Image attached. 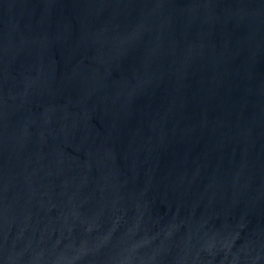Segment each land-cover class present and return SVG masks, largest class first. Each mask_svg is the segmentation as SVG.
Here are the masks:
<instances>
[{
	"label": "water",
	"instance_id": "obj_1",
	"mask_svg": "<svg viewBox=\"0 0 264 264\" xmlns=\"http://www.w3.org/2000/svg\"><path fill=\"white\" fill-rule=\"evenodd\" d=\"M0 264H264V0H0Z\"/></svg>",
	"mask_w": 264,
	"mask_h": 264
}]
</instances>
